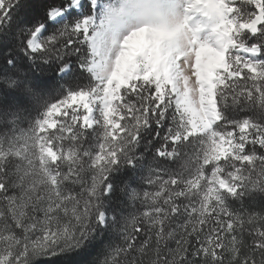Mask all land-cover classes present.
Returning a JSON list of instances; mask_svg holds the SVG:
<instances>
[{"label": "snow or ice", "instance_id": "obj_1", "mask_svg": "<svg viewBox=\"0 0 264 264\" xmlns=\"http://www.w3.org/2000/svg\"><path fill=\"white\" fill-rule=\"evenodd\" d=\"M0 264H264V0H0Z\"/></svg>", "mask_w": 264, "mask_h": 264}]
</instances>
